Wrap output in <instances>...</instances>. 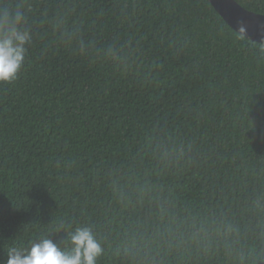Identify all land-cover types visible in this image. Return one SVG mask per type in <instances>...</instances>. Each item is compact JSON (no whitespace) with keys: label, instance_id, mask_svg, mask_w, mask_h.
Returning <instances> with one entry per match:
<instances>
[{"label":"trees","instance_id":"trees-1","mask_svg":"<svg viewBox=\"0 0 264 264\" xmlns=\"http://www.w3.org/2000/svg\"><path fill=\"white\" fill-rule=\"evenodd\" d=\"M3 9L31 38L0 83V264L76 227L97 264H264V42L210 0Z\"/></svg>","mask_w":264,"mask_h":264},{"label":"clouds","instance_id":"clouds-1","mask_svg":"<svg viewBox=\"0 0 264 264\" xmlns=\"http://www.w3.org/2000/svg\"><path fill=\"white\" fill-rule=\"evenodd\" d=\"M23 12L0 10V83L14 82L26 56L30 33L21 30ZM70 247H61L51 239L41 238L30 248L10 246L7 264H97L104 247L90 227H76L70 234Z\"/></svg>","mask_w":264,"mask_h":264},{"label":"water","instance_id":"water-1","mask_svg":"<svg viewBox=\"0 0 264 264\" xmlns=\"http://www.w3.org/2000/svg\"><path fill=\"white\" fill-rule=\"evenodd\" d=\"M225 21L242 35L264 42V13L246 8L237 0H210Z\"/></svg>","mask_w":264,"mask_h":264}]
</instances>
